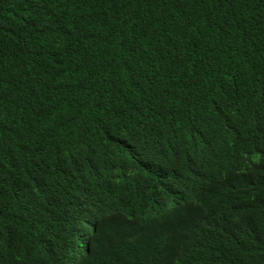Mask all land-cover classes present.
<instances>
[{
    "label": "trees",
    "instance_id": "obj_1",
    "mask_svg": "<svg viewBox=\"0 0 264 264\" xmlns=\"http://www.w3.org/2000/svg\"><path fill=\"white\" fill-rule=\"evenodd\" d=\"M0 264H264V0H0Z\"/></svg>",
    "mask_w": 264,
    "mask_h": 264
}]
</instances>
